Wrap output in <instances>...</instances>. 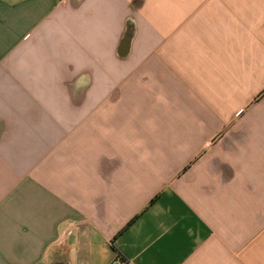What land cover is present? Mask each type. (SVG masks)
<instances>
[{
	"label": "crops",
	"instance_id": "obj_1",
	"mask_svg": "<svg viewBox=\"0 0 264 264\" xmlns=\"http://www.w3.org/2000/svg\"><path fill=\"white\" fill-rule=\"evenodd\" d=\"M264 264V0H0V264Z\"/></svg>",
	"mask_w": 264,
	"mask_h": 264
},
{
	"label": "built area",
	"instance_id": "obj_2",
	"mask_svg": "<svg viewBox=\"0 0 264 264\" xmlns=\"http://www.w3.org/2000/svg\"><path fill=\"white\" fill-rule=\"evenodd\" d=\"M111 264H127V263L121 258L116 257Z\"/></svg>",
	"mask_w": 264,
	"mask_h": 264
}]
</instances>
